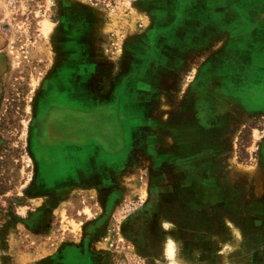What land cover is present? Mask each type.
<instances>
[{
  "label": "rangeland",
  "instance_id": "374dc122",
  "mask_svg": "<svg viewBox=\"0 0 264 264\" xmlns=\"http://www.w3.org/2000/svg\"><path fill=\"white\" fill-rule=\"evenodd\" d=\"M139 2L149 22L156 0H0V224L15 221L13 264H53L64 245L85 241L99 264H264L262 102L217 88L212 100H158L122 184H61L60 158L35 143L50 77L91 62L83 54L99 37L104 52L123 44Z\"/></svg>",
  "mask_w": 264,
  "mask_h": 264
},
{
  "label": "crops",
  "instance_id": "0c3cea01",
  "mask_svg": "<svg viewBox=\"0 0 264 264\" xmlns=\"http://www.w3.org/2000/svg\"><path fill=\"white\" fill-rule=\"evenodd\" d=\"M180 2L176 7L175 1L156 0L149 22V7L139 2L136 14L126 18L123 44L104 52L99 37L98 49L83 54L91 62L71 61L46 83L35 143L60 158L62 172L53 176L61 184L73 176L88 184H122L124 168L140 152L145 122L162 112L158 100H212L207 92L217 88L226 100L262 102L264 112V73L257 72L264 62L259 1ZM142 14L148 23L138 20ZM184 77L189 81L180 96ZM116 198L112 193L101 199L109 204ZM89 252L87 241L67 244L53 264H99Z\"/></svg>",
  "mask_w": 264,
  "mask_h": 264
},
{
  "label": "trees",
  "instance_id": "16d2710c",
  "mask_svg": "<svg viewBox=\"0 0 264 264\" xmlns=\"http://www.w3.org/2000/svg\"><path fill=\"white\" fill-rule=\"evenodd\" d=\"M12 222L15 221L11 219L0 224V264H13L7 253V235Z\"/></svg>",
  "mask_w": 264,
  "mask_h": 264
},
{
  "label": "bare ground",
  "instance_id": "6f19581e",
  "mask_svg": "<svg viewBox=\"0 0 264 264\" xmlns=\"http://www.w3.org/2000/svg\"><path fill=\"white\" fill-rule=\"evenodd\" d=\"M174 247H175V246H174ZM176 248H177V247H176ZM173 249H174V252H175V248H173ZM171 250H172V248H171ZM172 252H173V251H172ZM174 252H173V253H174ZM177 252H179V251H177ZM171 254H172V253H171ZM178 254H179V253H178Z\"/></svg>",
  "mask_w": 264,
  "mask_h": 264
}]
</instances>
